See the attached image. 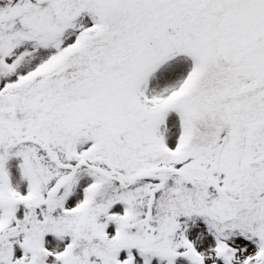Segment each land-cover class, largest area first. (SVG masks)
I'll return each instance as SVG.
<instances>
[{"label":"snow or ice","instance_id":"6c2138e0","mask_svg":"<svg viewBox=\"0 0 264 264\" xmlns=\"http://www.w3.org/2000/svg\"><path fill=\"white\" fill-rule=\"evenodd\" d=\"M0 264H264V0H0Z\"/></svg>","mask_w":264,"mask_h":264}]
</instances>
